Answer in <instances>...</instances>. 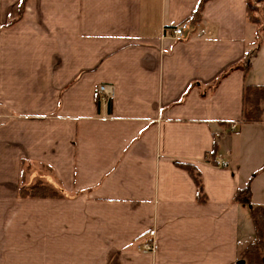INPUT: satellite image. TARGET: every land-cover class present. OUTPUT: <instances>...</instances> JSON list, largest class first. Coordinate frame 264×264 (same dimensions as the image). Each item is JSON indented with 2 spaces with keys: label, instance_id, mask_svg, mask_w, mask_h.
I'll return each mask as SVG.
<instances>
[{
  "label": "crops",
  "instance_id": "1",
  "mask_svg": "<svg viewBox=\"0 0 264 264\" xmlns=\"http://www.w3.org/2000/svg\"><path fill=\"white\" fill-rule=\"evenodd\" d=\"M198 1L27 0L19 17L21 0H0V264H239L254 229L233 198L248 186L264 205V122L242 121L264 32L247 0H210L196 30L165 32ZM259 38L249 71L214 87ZM23 160L65 197H20Z\"/></svg>",
  "mask_w": 264,
  "mask_h": 264
},
{
  "label": "trees",
  "instance_id": "2",
  "mask_svg": "<svg viewBox=\"0 0 264 264\" xmlns=\"http://www.w3.org/2000/svg\"><path fill=\"white\" fill-rule=\"evenodd\" d=\"M210 0H199L195 9L188 18V22L196 30L197 26L202 22L203 10L205 4ZM27 0H21L17 6L19 17L23 15ZM260 4V5H259ZM247 17L252 23L259 26V35L264 32V0H247ZM259 41L255 50H253L246 58L245 65L238 64L230 67L215 83L216 87L222 78L230 71L237 68L243 69L247 73L251 67V61L260 46ZM243 122H264V85L247 84L243 90V106H242ZM218 156V144L214 143L213 149L208 155V160L216 164ZM182 168L187 170L195 181L197 187V200L201 203L207 201L204 191V185L201 174L197 167L192 164H180ZM34 165L32 162L23 160L21 163V179L19 184V196L23 198H62L65 192L61 187L50 183L46 178L40 176L37 179H29L33 173ZM44 170L49 168L42 165ZM233 201L239 205H248L250 208L251 222L253 224L255 239L250 242L241 252V260H245L244 264H264V205H255L252 202L250 187H245L236 192Z\"/></svg>",
  "mask_w": 264,
  "mask_h": 264
},
{
  "label": "built area",
  "instance_id": "3",
  "mask_svg": "<svg viewBox=\"0 0 264 264\" xmlns=\"http://www.w3.org/2000/svg\"><path fill=\"white\" fill-rule=\"evenodd\" d=\"M191 29V25L188 21H183L179 25L172 29L165 30L166 33L172 34L173 37L180 38L184 37ZM114 89L110 84H101L97 87V95L103 101H110L113 97ZM235 126H233L234 128ZM153 245L147 243L143 246V251H152Z\"/></svg>",
  "mask_w": 264,
  "mask_h": 264
},
{
  "label": "rangeland",
  "instance_id": "4",
  "mask_svg": "<svg viewBox=\"0 0 264 264\" xmlns=\"http://www.w3.org/2000/svg\"><path fill=\"white\" fill-rule=\"evenodd\" d=\"M260 5V4H259ZM260 40V38L259 39H257V40H255V42L253 43V44H255V46H257V43H259L258 41ZM254 46V45H253ZM249 217H250V223H252L251 222V216H250V213H249ZM254 229V228H253ZM253 235H254V237H253V240L255 239V232H254V230H253ZM252 240V241H253Z\"/></svg>",
  "mask_w": 264,
  "mask_h": 264
},
{
  "label": "water",
  "instance_id": "5",
  "mask_svg": "<svg viewBox=\"0 0 264 264\" xmlns=\"http://www.w3.org/2000/svg\"><path fill=\"white\" fill-rule=\"evenodd\" d=\"M245 263V260H240L239 261V264H244Z\"/></svg>",
  "mask_w": 264,
  "mask_h": 264
}]
</instances>
